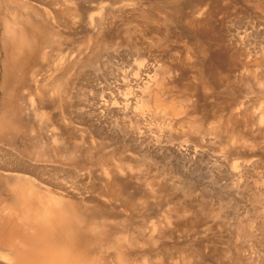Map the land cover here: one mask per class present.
Instances as JSON below:
<instances>
[{"label": "rangeland", "instance_id": "1", "mask_svg": "<svg viewBox=\"0 0 264 264\" xmlns=\"http://www.w3.org/2000/svg\"><path fill=\"white\" fill-rule=\"evenodd\" d=\"M121 5L127 14L107 22L104 50L96 48L105 55L95 59L85 47L99 37L87 25ZM11 8L16 19L11 11L5 20L31 48L30 62L9 70L0 44V116L4 107L21 112L0 128V166L21 167L47 201V188L63 192L87 228L84 241L53 252L26 244L29 263L264 264V0H12ZM128 23L143 30L137 47L115 43L126 41ZM60 59L66 68L74 60L69 74L57 70ZM139 68L169 93L136 94ZM4 187L0 220L33 210L1 195ZM16 222L25 229L28 220Z\"/></svg>", "mask_w": 264, "mask_h": 264}, {"label": "bare ground", "instance_id": "2", "mask_svg": "<svg viewBox=\"0 0 264 264\" xmlns=\"http://www.w3.org/2000/svg\"><path fill=\"white\" fill-rule=\"evenodd\" d=\"M4 3H7V4L4 7H2V5H1V7L3 9L2 10L3 12L0 11L1 12V18L4 16L2 18V20L3 19L4 20H3V28H2L3 29V33L1 35L2 37H0V44L5 49V53H6L5 61L8 64V67H6V68L9 69V70L10 69H22L23 67H25L30 62V48H31V44H30V41L28 39H26V34L20 31L21 29H18L17 31H14L15 30L14 29L12 31V29L14 27H10L9 26V23L10 24H12V23L11 22H8V24H7V22L5 20L6 19L5 18V14L7 13V15H8L9 14L8 12L11 13V11H12V14L11 15H12V17H15L13 15V14H15L14 13L15 11L13 10V8L10 9V5L12 3V0H6V2H4ZM21 3L19 2L16 5L18 6ZM19 6H20V8H22V10L24 12V9L23 8H25L26 5L23 4V5H19ZM124 6H126V5H124ZM26 7H28V6H26ZM113 8H109L108 7L107 9H109V10L106 9L107 11L105 12V14H101V13H104V12H101L100 11L101 12L100 15L98 17L92 18V20L87 25V26H89V28L91 29V31L94 32V35H97V38L98 37L99 38L101 37L100 38L101 42H100L99 38H98V40L93 38L94 40H96L94 43H93L94 40L91 38L93 40V41L91 40L92 41V44H88L87 43L88 45L86 44L87 46L85 47L86 49H89L91 51V53L93 55L92 57H94L95 59L101 58V57H103L105 55L100 49L104 50L103 47H102V45L106 41H105L104 37L102 35H99V34L104 31V29H105V27L107 25V22L109 21L110 23H108V24L109 25L110 24L113 25L114 23H111V22L114 21V18L117 16L115 13H117V12L118 13H121L122 11L126 13V11H124L125 10V7H123L122 5L119 6V7H115L114 9ZM28 9L30 10V8H28ZM71 9H73V8H71ZM62 13L64 14L65 12L63 11ZM75 15L73 14V16H75ZM202 16H203V14H202ZM109 17H110V19H108ZM111 17H112L113 20L111 19ZM15 19H16V17H15ZM195 20H197V19H195ZM12 21H14V20H12ZM79 21H80V19H79ZM128 22H130V21H128ZM14 23L16 24V22H14ZM19 23L22 24V25L28 26V29H30V28L33 29L34 28V30L32 31L34 37L36 35H38V32L40 31L39 30V26L37 28V26L34 25V22H32L28 16H25V15L21 14V16L19 17ZM15 24H14V26H15ZM139 26H140V24H139ZM137 27H138L137 24L134 25L133 23L132 24L130 23L129 24V27L127 28V30L125 29V31L123 32L124 33L123 34L124 35L123 39H126V41L124 40L125 43H124V41H118V42H115L116 45H118L119 47H123V45L125 44L128 48L129 47H132V46L137 47V44L139 43V39H142L141 37H144V36H141V37L139 36L140 35L139 32H141V31H138L140 28L138 27V29H137ZM15 28H16V26H15ZM141 30H142V28H141ZM26 32L28 33L27 34V36H28L29 35V32L28 31H26ZM142 32H143V30H142ZM142 32H141V34H142ZM142 35H144V34H142ZM137 37H140V38L138 39ZM148 40H146V41L148 42ZM151 40H149V42H151ZM152 41L154 42L155 40H152ZM155 42H154V45H156ZM100 43H102V44H100ZM113 44H114V42H113ZM141 44H143V43H141ZM144 44H143V46H144ZM149 44L152 45L153 43L151 42ZM149 44L147 46H149ZM139 45L140 44H138V46ZM152 46H149V47L151 48ZM96 48H100V49H97V51H96ZM76 50H77V48H76ZM84 51L85 50H83V48H80L78 50L79 55L82 54V53H84V55H85V52ZM90 51L88 53H90ZM88 58L90 59L89 56H88ZM84 59H85V57H84ZM86 60H88V59H86ZM73 61H70L72 63V64H70L71 66L74 64ZM79 61H81V60H79ZM91 61H94V60L90 59L89 62H91ZM67 62L68 61H65L64 60L60 64L57 63L58 65H60V66H58V65L56 66V68L59 67L57 70H60V72H61V70L63 68H64V71L66 69L72 68V67L69 68L70 65H68V68H66L67 67L66 66L67 65ZM75 66H79V65L75 64ZM75 66H74V69H76ZM139 69L142 70V68H139ZM148 69H149V67H148ZM62 73H63V70H62ZM67 73L65 71L64 72V75L67 74ZM138 76L141 77V78L142 77H144V78L142 79L143 80V87L141 88L140 86L137 85L138 87H140V89L137 91L136 94H141L144 97H150V98H153L155 101H158V100H161V99H159V98L162 97L161 94H168L169 93V91L165 87V84L160 83V81L156 77H154L153 75L150 74V71L149 70H146V71L144 70V72L142 70V76H141V73H139ZM49 78H50V76H49ZM136 80H138V79H135V81ZM35 81H38L37 78L35 79ZM131 84H133V83H131ZM131 84L128 87H130ZM35 85H36V87L38 86L37 84H35ZM39 86H40V84H39ZM126 87H127V85H126ZM126 87L124 86V89ZM128 87L126 88V90L128 89ZM116 89H118V88H116ZM124 89H123V91H124ZM132 90H133V88H132ZM120 92L121 91L119 90V91L116 92V94L117 93L118 94L123 93V92H121V93ZM131 92H133V91H131ZM123 94H132V93H130L128 91V92H125ZM122 102H125L128 106H130L132 104L131 98H129V97L124 98V100ZM111 104H113V103H111ZM125 109H126V107H125ZM3 110L4 111H3V113L0 116V128L1 129H9L12 126V121H14L13 119H15L17 122L20 120V118L18 116L20 115L21 112H20V109L17 108L12 115L7 116L6 113H5L6 107H4ZM19 163H20V161H19ZM7 164H3V166L5 165L4 168H3V166H0V168L2 167L3 170L5 171L4 173L7 174L6 177H4V180L2 179V182L3 183L5 182V185L7 187L6 188L4 187V189L1 192V195H4L6 193V191H8V194L13 195L12 197L15 199V204H22V205L28 204V205L32 206V209L33 210L32 211H30V210L28 211L27 210L28 212L25 213L26 210L24 209L25 212H23V214H17V213L15 214L16 211L13 212V213L10 212V213H7L5 216H3L2 219L0 220V258L1 259L7 260L8 262H10V264H31L28 261V258H29V254H28L29 253V250L26 248V244H35V243L37 244V243H39V241H41V243H43L45 245V250H47L46 248H50L48 251H52L53 252V251H56L58 249V247H61L63 245H66V243L68 241H74V240L79 239V238H82L83 239L82 241L85 240V238H86L85 231H86L87 228L84 229L85 231H83L81 228H79L80 223L82 224V220L79 221L78 219H76L74 217V215H73V206L74 205H73V203H71L69 201H66V199L64 198L65 195H63L64 194L63 192L62 193H58V195H61L62 194V196H57L56 194H55L56 195L55 196V195H52L51 194L52 191L51 190H48V188L46 187L47 188L46 189L47 192L50 191V193H48L49 196H47L48 197L47 198L48 201H47L44 198L45 195H43L40 192V190H43V187L40 184H38L37 182H35V180H33L31 178H28V177H25V176L21 175L20 173L16 172V171H18L21 168V167H17L18 166L17 164H15V166L17 167V169L15 168L14 170L10 169V166H7ZM11 167L14 168V166H11ZM1 171H2V169H1ZM20 171H21V169H20ZM45 183H46V181H45ZM63 186H65V185H63ZM66 188L67 187H64V189L63 188L62 189L66 193H68V190H65ZM70 193H71V190H70ZM66 196H68V194ZM67 199H69V198H67ZM28 205H27V209H28ZM19 207H21V206L19 205ZM18 215H21V217L20 216L18 217ZM23 217L28 220V223H27L25 229H22V228L18 227L17 224H16L17 223L16 221L17 220H20ZM27 226H32V227H27ZM91 227H92V225H91ZM93 227L95 228L94 225H93ZM29 228H33L34 229V232H35L34 235L33 234L32 235L30 234ZM89 228H90V226H89ZM16 235L19 236V242H16L14 240L15 237H16ZM44 245H43V247H44Z\"/></svg>", "mask_w": 264, "mask_h": 264}]
</instances>
